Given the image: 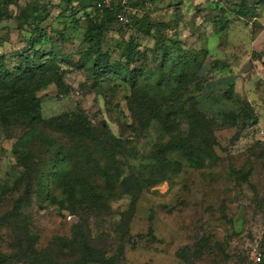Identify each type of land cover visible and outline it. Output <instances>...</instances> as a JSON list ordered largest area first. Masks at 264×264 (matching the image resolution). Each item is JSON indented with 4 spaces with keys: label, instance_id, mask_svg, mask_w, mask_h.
<instances>
[{
    "label": "rangeland",
    "instance_id": "obj_1",
    "mask_svg": "<svg viewBox=\"0 0 264 264\" xmlns=\"http://www.w3.org/2000/svg\"><path fill=\"white\" fill-rule=\"evenodd\" d=\"M92 1L0 0L3 67L61 77L35 93L42 122L0 108V264H264V0H129L90 48ZM29 128L52 142L17 144ZM169 134L203 163L153 155Z\"/></svg>",
    "mask_w": 264,
    "mask_h": 264
},
{
    "label": "trees",
    "instance_id": "obj_2",
    "mask_svg": "<svg viewBox=\"0 0 264 264\" xmlns=\"http://www.w3.org/2000/svg\"><path fill=\"white\" fill-rule=\"evenodd\" d=\"M96 1V0H95ZM93 18L90 19V22L85 29L84 39L89 45L90 48L93 46L98 48L101 39V32H103L102 26L107 22L114 21L116 12L119 11V5L112 8H98L95 7V2H91ZM38 5L33 4L30 9V15L36 17L38 14ZM100 11V12H99ZM86 16V15H85ZM90 16V15H89ZM93 47V48H94ZM89 48V49H90ZM36 55V54H35ZM27 55L23 56L22 64L20 67L16 68L13 72H8L2 63H0V108L4 110L7 115L14 117L15 119H20L24 121H29L30 123L38 124L42 120L37 115V105L39 98L35 93L41 90L47 83H59L61 82V77L53 70L51 61H38L35 60V64H31L28 60ZM128 61H126L127 63ZM96 64V63H95ZM94 65L93 73L101 72L103 67H106V63L102 65ZM90 71V70H89ZM48 75L50 79H46L44 75ZM89 75L91 73H88ZM30 108L33 112H30ZM38 136L43 140H48L49 137L44 133L37 131L36 129L29 128L21 133L17 137V144L24 142L25 139L29 137ZM177 137L169 134V137L166 141L157 143L153 146L152 153L153 155H165L166 153L172 151L180 154L192 167H197L204 161L205 149L202 147L203 142L199 138H187V139H176ZM50 142H52L49 139ZM17 154L23 156V151L16 149ZM59 155V151L56 152ZM54 155L53 160L51 159V166H55L56 162L59 164L64 161L62 157ZM150 166L153 167L152 164ZM59 169L52 170V177L56 178L57 187L61 191L67 192L69 196H74L81 198L83 193L92 196L95 191H93V186L85 182L83 185L82 181H71L68 179L67 175L59 177ZM163 179V175L157 177V181ZM85 189V190H83ZM49 195V194H47Z\"/></svg>",
    "mask_w": 264,
    "mask_h": 264
},
{
    "label": "built area",
    "instance_id": "obj_3",
    "mask_svg": "<svg viewBox=\"0 0 264 264\" xmlns=\"http://www.w3.org/2000/svg\"><path fill=\"white\" fill-rule=\"evenodd\" d=\"M119 5V11L116 12L115 20L120 25H126L129 23V8L127 7V3L129 0H115ZM107 0H96L95 1V7L98 8V10L101 9V7H107L108 6ZM108 8V7H107ZM83 19V17H81ZM260 254L254 253V259L259 260Z\"/></svg>",
    "mask_w": 264,
    "mask_h": 264
}]
</instances>
